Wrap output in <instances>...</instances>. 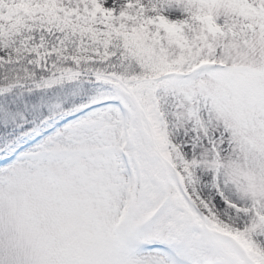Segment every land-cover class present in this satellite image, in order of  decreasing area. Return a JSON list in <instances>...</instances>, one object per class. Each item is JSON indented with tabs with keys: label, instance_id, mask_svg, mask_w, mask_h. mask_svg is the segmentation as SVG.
Instances as JSON below:
<instances>
[{
	"label": "snow or ice",
	"instance_id": "snow-or-ice-1",
	"mask_svg": "<svg viewBox=\"0 0 264 264\" xmlns=\"http://www.w3.org/2000/svg\"><path fill=\"white\" fill-rule=\"evenodd\" d=\"M0 264H264V0H0Z\"/></svg>",
	"mask_w": 264,
	"mask_h": 264
}]
</instances>
